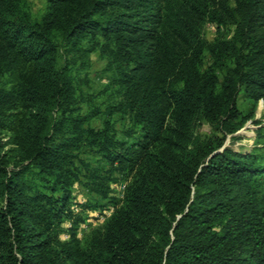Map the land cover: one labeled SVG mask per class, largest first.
<instances>
[{"label":"trees","instance_id":"trees-1","mask_svg":"<svg viewBox=\"0 0 264 264\" xmlns=\"http://www.w3.org/2000/svg\"><path fill=\"white\" fill-rule=\"evenodd\" d=\"M204 21L231 36L201 38ZM60 51L96 52L120 100L83 113ZM239 95L264 98V0H48L39 17L0 0V126L34 112L24 159L0 154V264H264V153L225 145L247 120ZM198 115L215 133L192 136ZM117 176L132 177L122 204L80 244L72 185L99 201Z\"/></svg>","mask_w":264,"mask_h":264},{"label":"rangeland","instance_id":"rangeland-1","mask_svg":"<svg viewBox=\"0 0 264 264\" xmlns=\"http://www.w3.org/2000/svg\"><path fill=\"white\" fill-rule=\"evenodd\" d=\"M30 11L34 17H39L45 10L48 0H27ZM231 29L229 27L218 28L216 24L209 21H204L200 29V37L213 41L218 38H229ZM203 63H209V57L204 52ZM58 64L64 61L75 65L79 71L78 90L80 95L77 97L78 105L81 106L83 113L90 111L94 107L101 109L108 103H117L120 96L114 93V88L108 84V72L105 70V61L97 56L96 52H58ZM27 64L19 63L15 70L4 78L6 87L14 86L21 73L25 70ZM113 88V89H112ZM237 107L240 111V119L247 118L243 125L232 136L235 139L231 140L230 136L226 137L225 145H230L235 151L248 153L250 151L264 153V98L257 102H253L244 95H239L237 98ZM15 112V111H14ZM34 112L17 110L11 114V120L14 121L8 127L0 126V154L7 159L8 167L19 163L25 157V145L27 140L22 139L23 133L27 125L33 120ZM117 120L116 128L118 131L123 129L127 124V119H120L118 115L114 116ZM10 120V121H11ZM89 124L93 127H99L101 117L91 119ZM166 128L173 127V121L169 111L166 110L165 125ZM260 137H257L258 129ZM167 134L168 130H165ZM215 133L210 125L199 115L194 119L191 134L203 139ZM219 135V134H218ZM118 137H124L120 132ZM257 142V143H256ZM93 165L96 163L93 161ZM132 177L122 178L117 176L115 181L109 182L107 198L97 201L96 195L88 192L87 188L80 184L74 183L71 187V205L70 207L75 212H81L83 221L80 222L74 230L75 239L84 244L87 239L96 231L101 230L109 217L117 210L123 202L126 188ZM264 181V176L261 179ZM261 192H264V184L261 187ZM88 199H96L97 207L94 209H83L82 204ZM99 199V198H98ZM59 238L67 240L70 237L71 222L64 219L58 226Z\"/></svg>","mask_w":264,"mask_h":264},{"label":"water","instance_id":"water-1","mask_svg":"<svg viewBox=\"0 0 264 264\" xmlns=\"http://www.w3.org/2000/svg\"><path fill=\"white\" fill-rule=\"evenodd\" d=\"M225 146V145H224Z\"/></svg>","mask_w":264,"mask_h":264}]
</instances>
